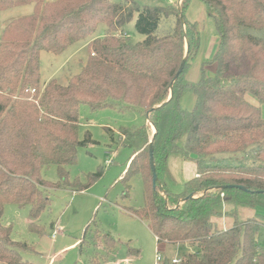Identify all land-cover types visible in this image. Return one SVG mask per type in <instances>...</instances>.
Listing matches in <instances>:
<instances>
[{"label": "trees", "instance_id": "obj_1", "mask_svg": "<svg viewBox=\"0 0 264 264\" xmlns=\"http://www.w3.org/2000/svg\"><path fill=\"white\" fill-rule=\"evenodd\" d=\"M191 1L149 7L133 0H0V13L33 6L0 35V264H34L23 257L30 246L14 241L13 228L2 223L7 204L29 209L30 230L41 234L37 222L50 207V190L85 192L102 177L99 170L86 183L70 180L79 149L95 143L89 132L79 139L84 106L143 117L117 135V144L132 150L121 178L125 194L137 176L144 188L143 207L123 210L143 222L159 246L190 250L178 263L162 264H264V213L240 221L237 212H225L227 205L264 211V0H197L211 11L219 37L207 61L200 26L186 17ZM135 18L136 32L145 37L138 43L125 31ZM100 25L106 33L89 42L80 73L66 84H43L41 53L61 55ZM199 57L200 79L187 83ZM188 95L192 108L183 104ZM173 158L194 167L180 192L173 189L179 184ZM51 167L57 183L43 177ZM227 214L233 224L222 229ZM94 243L108 252L117 242L105 234Z\"/></svg>", "mask_w": 264, "mask_h": 264}, {"label": "rangeland", "instance_id": "obj_2", "mask_svg": "<svg viewBox=\"0 0 264 264\" xmlns=\"http://www.w3.org/2000/svg\"><path fill=\"white\" fill-rule=\"evenodd\" d=\"M133 1L149 7H166L175 2L181 3V0ZM32 12L33 6H25L0 13V35L7 23L28 16ZM210 13L211 11L204 4L197 0H192L186 11L187 19L197 22L200 26L204 55L206 50L216 52L219 43ZM135 23L136 18L125 27V31L133 43L142 42L145 37L136 32ZM162 28H167V25L163 24ZM106 30L105 25H100L93 37L73 45L61 55L42 52V83L56 80L66 84L70 78L79 74L81 66L86 64L89 57V42L102 38ZM201 60L199 57L189 67L185 74L187 83L199 81ZM215 69V66L207 67L210 73H214ZM193 101L194 96L188 95L183 104L186 108H192ZM260 108L264 117V105H260ZM142 123L143 117L137 112L121 113L108 109L91 113L85 106L80 109L79 139L83 140L89 132L95 143L79 149L77 163L69 168L70 180L86 183L91 174L99 170H103L104 173L85 192H73L68 189L50 190L48 192L51 199L50 207L42 213L37 222L38 230H43L41 234L30 230L29 209H19L12 204L5 206L2 223L13 228L14 241L30 246L29 251L23 253L26 261L34 264H121L123 261H127L128 264H156L157 254L162 256V261L179 260L183 257L186 253L183 247H170L164 251L147 226L140 220L130 217L123 210L143 207L144 188L141 178L137 176L131 182L129 194H125L126 190L121 178L129 164L132 150L120 147L117 144V135L120 128H130ZM112 136L115 137L114 141ZM107 152L109 155L106 154ZM109 160H113L111 165L108 164ZM170 169L179 183L173 189L180 192L183 183L193 177L194 167L182 159L173 158ZM43 177L48 182L57 183L59 181L57 168L51 167L45 170ZM244 208L238 207V214L245 219L247 214L254 217L258 211L264 213V211ZM232 222L230 219L227 227ZM56 226L59 231L53 239ZM219 226L221 228L223 224L219 223ZM105 234L112 236L117 242L116 249L106 252L102 244L94 243L98 236ZM82 241L84 243L81 248L79 244ZM260 243L264 248V232ZM129 248L132 252L139 250L140 256L135 257L132 254L130 256Z\"/></svg>", "mask_w": 264, "mask_h": 264}, {"label": "crops", "instance_id": "obj_3", "mask_svg": "<svg viewBox=\"0 0 264 264\" xmlns=\"http://www.w3.org/2000/svg\"><path fill=\"white\" fill-rule=\"evenodd\" d=\"M180 1V0H179ZM2 13V12H1ZM4 28H5V26H4ZM215 54V52H213V51H208V50H206L205 51V55H204V58L206 59V60H208V59H210L211 57H213V55ZM50 82V81H49ZM46 84L48 83V82H45ZM44 83V84H45ZM107 155H109V152H107L106 153ZM131 159L132 158H130V161H131ZM111 161H113V160H111ZM129 161V162H130ZM112 164V163H111ZM110 164V165H111ZM129 166V164L127 165V167ZM127 169V168H126ZM244 207H240L239 206V209H243ZM246 208V207H245ZM244 208V209H245ZM225 212L226 213H228V214H230V213H233V212H237V214H238V207H235V206H232V205H227V206H225ZM253 212V211H252ZM228 214L226 215V216H224V218L221 220V222L220 223H222L223 224V226L221 227L222 229H227V228H229V227H231L232 226V224H233V222H232V224L230 225V226H228L227 227V224L229 223V220L230 219H232L231 217H229L228 216ZM256 214L257 213H255L254 215V217H251V216H249L250 214H247V216H245L246 217V219L244 218V217H242V216H240L239 214H238V218H239V220L240 221H246V220H248V219H252V218H255L256 217ZM253 216V215H252ZM244 218V219H243ZM229 219V220H228ZM232 221H233V219H232ZM146 226V225H145ZM224 227V228H223ZM56 230H58L59 231V228H58V226H56ZM262 232H264V231H262ZM261 236H262V233H261ZM261 236H260V238H261ZM170 247H172V246H163V249H164V251L166 250V248H170ZM184 250L187 252V249H185L184 248Z\"/></svg>", "mask_w": 264, "mask_h": 264}, {"label": "water", "instance_id": "obj_4", "mask_svg": "<svg viewBox=\"0 0 264 264\" xmlns=\"http://www.w3.org/2000/svg\"><path fill=\"white\" fill-rule=\"evenodd\" d=\"M186 51L187 52L189 51V44L188 43L186 45ZM185 63H186V61H184V63L182 65L177 77L183 72ZM171 96H172V93H171ZM154 130H155V128H154ZM155 132H156V130H155ZM150 164H151V169H152V173H153V181H154V183H156L157 180H158V177H157V173H156V166H155V160H154V147H153V144L150 145ZM228 188H232V187H228ZM240 189L243 190V191L245 190V188H243V187H241Z\"/></svg>", "mask_w": 264, "mask_h": 264}, {"label": "built area", "instance_id": "obj_5", "mask_svg": "<svg viewBox=\"0 0 264 264\" xmlns=\"http://www.w3.org/2000/svg\"><path fill=\"white\" fill-rule=\"evenodd\" d=\"M33 93H35V91H33ZM111 163H112V161L109 160V161H108V164L110 165ZM57 232H58V230L55 229L54 234H53V236H52L53 239L56 238V234H57ZM161 262H162V256H161L160 254H157L156 264H160ZM172 262H173V263H178L179 260H177V259H173ZM121 264H128V263H127V261H123V262H121Z\"/></svg>", "mask_w": 264, "mask_h": 264}]
</instances>
